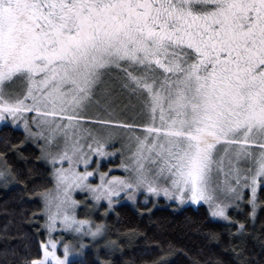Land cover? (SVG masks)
I'll list each match as a JSON object with an SVG mask.
<instances>
[{
	"label": "snow or ice",
	"instance_id": "snow-or-ice-1",
	"mask_svg": "<svg viewBox=\"0 0 264 264\" xmlns=\"http://www.w3.org/2000/svg\"><path fill=\"white\" fill-rule=\"evenodd\" d=\"M125 93L143 123L118 119L112 102ZM101 99L107 118H93ZM9 119L44 142L53 165L55 190L38 193L49 231L59 223L103 237L102 223L77 218L72 193L85 189L109 207L121 193L162 192L224 220L248 189L255 216L264 189V0H0V121ZM116 128L130 133L120 165L130 175L101 172L90 184L95 171L78 165L111 155ZM10 173L6 166L0 177ZM41 249L26 264H76L79 252L65 244L58 255L55 240Z\"/></svg>",
	"mask_w": 264,
	"mask_h": 264
},
{
	"label": "trees",
	"instance_id": "trees-1",
	"mask_svg": "<svg viewBox=\"0 0 264 264\" xmlns=\"http://www.w3.org/2000/svg\"><path fill=\"white\" fill-rule=\"evenodd\" d=\"M0 154V171L11 170L0 177V264H26L41 256L38 193L52 183L49 168L23 132L10 125L0 127ZM258 194L254 220L245 201L229 211L228 222L213 220L204 205L178 208L139 199L107 214L101 205L93 217L104 223L105 243L116 245L86 249L76 264H155L161 257L162 264H264V189Z\"/></svg>",
	"mask_w": 264,
	"mask_h": 264
},
{
	"label": "rangeland",
	"instance_id": "rangeland-1",
	"mask_svg": "<svg viewBox=\"0 0 264 264\" xmlns=\"http://www.w3.org/2000/svg\"><path fill=\"white\" fill-rule=\"evenodd\" d=\"M104 103H105V101L103 99H101L100 105H93L89 109V115L93 118H100V119L107 118L105 109L103 107ZM133 105H137V106L133 107ZM112 107L115 109L117 116H118V119L123 121L124 123L141 124L146 119L143 115L140 114V107H139L138 102L136 101L135 97H129L127 93L123 94L122 96L117 97L112 102ZM29 119H30V117H29ZM3 125H10L16 129L22 131L26 141L33 144L38 149L40 161L49 168V173H50L52 183L50 184L48 189H53V191H54L55 190V180H54V176H53V172H54L53 165L47 159H44L42 157L41 150H40V145L43 144L44 142L42 140H39V138H37V142H33L32 138L27 137L26 133L24 131L22 122L18 123L17 125H13L11 123L10 119L0 121V127H2ZM83 127L92 129L93 132L104 131V129L102 128L101 125L94 124L91 122L83 125ZM33 130L34 131L36 130L34 126H33ZM113 131L118 133L117 138L110 141L109 144L106 146V151L111 153V155L99 157V156H96L95 154H92V159L89 161V165L87 166V168H85L84 164L78 165V169L82 172L85 170L90 171V172L95 171V174L92 177H89L88 182L90 184H99L100 183L99 173H101V172L108 173L109 178H111L113 176L128 177L130 175L129 172H126L124 170V168H122L120 166L122 160H126V158L128 156V151L125 148V144L127 141V137H128V135H130V133L127 132L126 130L120 129V128L113 129ZM137 134H139V133H137ZM61 143H62V141H61ZM85 147H86V145H85ZM55 150L56 149L54 148L53 151H55ZM97 161H99V164L97 163ZM60 166L61 165L59 163L56 165V167H60ZM63 166L67 167V164L65 163ZM242 166L246 167L247 165H242ZM218 179L222 180L223 176L218 177ZM159 183L163 186L165 184V181L163 179H161ZM72 195H73V198L75 200L80 202L79 206L76 209L77 218H79V219H90L91 221H93V223H102V222L95 221V219L93 217V216H95V214L99 213V212H96V209L99 206L104 205L106 207L105 210L107 211L105 213L107 214V213L111 212V209H113L115 206H117L119 204H122V203L135 204L137 202V200H139V199L151 200L154 203L158 202V203H164V204H171L173 206H178V208L183 207V206H187V205L194 206V207L198 206V205H204L208 210V206L206 204H204L203 202L192 203L190 200H187L185 203L181 204L175 199L166 198L162 192L158 195L151 194V193H148L143 188L136 191L134 200L128 199V196L126 193H121L120 196L114 197L113 199L115 202L113 203V205L111 207H109L107 200H101L98 203L96 201H94L92 199L91 193H89L86 189L85 190H76L72 193ZM249 195H250V193H249L248 189H245L244 190V200H243V202H240L239 207H236L232 204H229V207L227 209L228 216H229L230 210L241 209V207L245 201H246V204L250 208V212H249V215H250V213L252 212V208L247 203ZM38 200L41 203V210L39 212V215H40V218L42 220L41 225H42V230H43V239L41 240V242L47 243L49 240H55L58 244V255H61V256L63 255V249H64L65 244H71L74 247V249H79V252H76V251L73 252V259L81 257L86 249H94V248H97V247L103 246V245L107 246V244L105 243V241H106L105 233H104L102 238L98 237L96 239H93L91 236L84 235L83 233H75L73 231L65 230L63 228V226L60 225L59 223L56 224V226L53 228L52 231H49V229L47 227V217L43 211L44 210V200L40 195H38ZM80 211H81V213L79 214ZM256 212H257V209H256ZM256 212H255V215H256ZM210 217L213 220H217V221H223V222L231 221V219L230 220H224V219L219 218V217H212L211 215H210ZM250 218H251V220H254L255 216L250 215ZM102 224L104 225V223H102ZM81 245H83L82 248L80 247ZM40 247H41V243H40ZM105 248H107V247H105ZM41 256H42V249H41Z\"/></svg>",
	"mask_w": 264,
	"mask_h": 264
}]
</instances>
